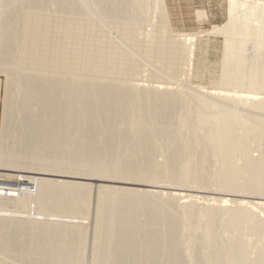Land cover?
Segmentation results:
<instances>
[{
  "label": "bare ground",
  "instance_id": "obj_1",
  "mask_svg": "<svg viewBox=\"0 0 264 264\" xmlns=\"http://www.w3.org/2000/svg\"><path fill=\"white\" fill-rule=\"evenodd\" d=\"M10 1L3 0L0 5V10L3 8V11H0V17L6 22L4 26L10 25L13 19H18L20 24L18 31L22 32L26 27L30 29L29 25L20 22L19 16L15 15L27 13L28 9L18 7L23 0H14L9 3ZM82 1L64 0L67 3L64 6V14L74 16ZM96 1L100 6V13H103L106 6L114 0ZM156 1L165 11L163 1ZM8 3L11 4L10 7ZM37 3L38 0H35L32 7H35ZM227 4L226 21L221 25L214 26L208 33L222 38L218 69L222 75L234 72L230 73L231 77H228L227 80V84L232 85L229 88L213 86L204 90L202 87H194L193 91L187 93L188 95L177 97L174 95L173 98H170L171 100L159 102L158 100H149V97L143 100L137 99L135 90L128 91V97L123 99L122 95L106 93V88L112 91L114 85L109 84L106 87L104 83H100L93 85V88L89 85H82L83 80L79 79L68 86L70 87L69 91L54 107L51 106L50 98L56 90L67 86L48 83L47 93L42 94L40 90H37L20 99L18 104H15L17 101H13L9 102V106L4 105L0 129V184L9 185L10 188L2 186L0 188V212H5L7 208L19 210L18 207L23 205L22 200L31 196L30 200L41 208L42 214L51 216L54 214L50 206L61 207L60 195L69 194L67 196L68 207L69 205L74 207L86 199L87 210L75 212L77 215H86L89 211L88 200L93 185L87 183L90 179L86 176H69L73 173L57 170L62 165L63 158H67L69 161L71 158H75V162L69 165V168L75 172L81 164L94 159L81 158L92 152L97 159V170H95L97 175L108 177L117 174L124 179L123 182L118 183L119 186L96 184L97 188L103 191L100 198L110 196L114 199L115 205H120L121 208L120 217L116 221V230L112 228L113 231L110 234H107L106 229L101 231L104 233L102 239L107 246L119 235V230L129 226L125 215L136 205L138 213L136 221L139 219L137 224L142 225L144 229L136 232L133 228L134 239L126 244L133 249H140L143 257L148 258L146 264L154 262L157 264H160L159 262L163 264H191V259H196L197 254L203 255L208 249L212 251L211 264H264L263 247L246 246L240 235L244 230L243 236L250 240L251 237L264 230V226L259 224V216L264 213V150L257 157L252 154L247 156L250 144L260 142L261 144H257L258 149L261 148L260 146L264 147V0H228ZM127 5L126 0H122L118 5L119 11L122 12ZM142 6L143 2H138L132 9L138 11ZM199 14L200 17H204L203 12ZM39 28L44 29L45 26L40 24ZM7 33L5 35L9 36ZM23 33L24 36L30 34L25 31ZM42 34L44 33L39 32V35ZM11 37H14V34ZM195 40L196 36L192 34L182 40L181 46L177 41H170L168 47L160 48L155 52L160 56L167 53L182 54L184 51L193 55ZM248 40L252 41L254 46L251 56L244 55L245 51L243 50ZM40 41L42 43L38 45H44L46 42L44 39ZM73 43L75 42L72 41L71 44ZM153 47H157V43H153ZM94 51V48L86 49L87 54H92ZM112 64L113 62L110 60L107 66ZM30 73L22 71L15 73L18 76L8 78L5 89L8 90L11 86L13 92H16V89L18 90L22 84L18 79ZM222 80L225 81L224 78ZM242 83H247V90L237 89ZM118 86L121 90L125 88L123 84ZM159 89V87H155L153 90L155 94L159 93ZM98 94L104 95L101 99H97L96 95ZM7 98L5 93L6 103ZM114 98H122L125 102L122 103ZM152 102L161 103L164 106L167 103L181 104L183 111L174 110L170 118L165 117L164 110L159 111L156 114L158 124L155 127L153 124L155 117L146 115L149 111L145 109ZM61 106L67 111L62 112L58 117L57 112ZM190 107L196 109L192 119L187 116ZM118 109H122V112H119ZM112 110L115 112L111 113ZM53 112L54 115H51ZM102 117L105 118L104 123L100 122ZM34 121H43L44 123L34 124ZM167 126H170L171 129L165 132L164 144H161L163 159L160 165L152 166L150 161L142 158L133 161L129 156L112 165L103 161L102 157L116 147L119 146L120 153H124L147 140L152 131L161 130L162 132ZM189 126L193 127L190 129ZM187 130H190L194 135L191 144L187 143L186 138L183 137ZM126 131H130L132 135L126 137ZM14 132L24 139L25 151L22 148V152H20L22 159L16 155H10L11 149L9 152L7 148V135ZM76 132V136L94 137L95 144L89 145L86 140L82 139L78 143L75 142V147L72 148L71 137L67 142L64 141V138ZM204 143H206L205 148L209 149L200 152L201 145ZM72 149H75V153H72ZM190 149L191 157L196 158L185 159L176 165L180 175L175 181L168 182L170 185H174V190L173 187H166L164 189L169 192L154 191L153 183H151L152 185L134 183L136 186L142 185L137 189L127 187L131 185L125 180L129 179L127 176H132L130 180L156 181V171L158 170L163 178L167 177L166 175L173 172L170 162L173 159H178L182 151L185 153ZM237 150L243 157L239 163L228 159V156L230 157L231 154L233 157ZM207 156L217 165L207 181L200 182L199 178L193 180L198 188H214L218 192L232 194L231 196L233 193H249L255 195L254 200L245 201L235 198V195L232 198H227L223 196V193H221V197L210 198L182 194L186 190L183 186L187 182L185 180L188 178V167L195 161H201L204 165L206 161H209ZM184 157H187L186 154H182V158ZM41 158H56L54 166H46L44 170L47 172L41 171L40 169L45 166L41 163L43 161ZM202 167L205 169V166ZM154 169H156L155 172L152 171ZM238 172L242 175L235 181L232 182L230 179L224 178L225 181L218 182L221 178L217 176L223 177L229 173ZM60 173L69 175L64 177ZM157 181L159 183V180ZM104 182L111 183L112 181ZM3 189H6L7 192L16 191L18 195L8 196L7 192L3 193ZM164 193L165 198L157 196ZM168 197L174 198L176 202H171ZM181 199L183 200L180 201ZM200 199L210 203L204 206L198 203ZM166 204H175L176 208H165ZM65 211L63 208L62 213L64 214ZM218 212H221V218L216 217ZM2 214L4 213H0V228L10 221L7 215ZM45 217L42 221L35 222V225L42 228L48 222L52 226L50 238H47L46 233L41 235L43 244H50L48 250L43 252L42 248L40 250L47 260L44 264L57 261L60 253L71 247H73V251L62 264H77L82 256L86 229H80L79 241L75 243L74 235L63 230L66 226L64 225L65 220L55 222L54 217ZM100 220L99 214L97 228L102 225L111 227L110 222L113 218L109 217L108 221L102 223H99ZM17 224L22 225L21 222ZM59 224L62 225L58 226ZM97 232H100V229H97ZM21 233L30 235L32 240L36 238V233L31 234L28 229H24ZM12 234L11 230L4 237L7 244L11 243ZM56 235L58 237H54ZM130 235H132L130 231L124 233V237ZM234 236L239 237L236 242L232 241ZM166 238L169 241H166ZM37 248L38 246L33 250L38 252ZM181 252H184V257ZM159 253L164 254L165 257L160 259ZM179 253L182 254V257ZM115 259H117L116 256H107L102 260L105 262L102 264H112V260ZM114 263L115 261H113ZM55 264H60V262ZM135 264L140 263L136 262ZM193 264H199V261L196 259Z\"/></svg>",
  "mask_w": 264,
  "mask_h": 264
},
{
  "label": "rangeland",
  "instance_id": "obj_2",
  "mask_svg": "<svg viewBox=\"0 0 264 264\" xmlns=\"http://www.w3.org/2000/svg\"><path fill=\"white\" fill-rule=\"evenodd\" d=\"M13 1L11 0L9 3ZM34 1L23 0L18 7L20 9H28L27 13L15 14L19 16L20 22L29 25L31 27L30 29L26 27L22 32L18 31L20 26L18 19H13L10 25L4 26L6 22L0 17V129L4 105L9 106V102L13 101H17L15 104H18L20 99L37 90H40L42 94L47 93L46 86L48 83L67 86L54 92L52 98H50L52 107L69 91L70 87L68 86L79 79L83 80L82 85L92 87L100 83H104L106 87L109 84L114 85L112 91L106 88V93L110 92L113 95H122L123 99L128 97V91L135 90L137 99L143 100L149 97V100H158L159 102L171 100L170 98H173L174 95L176 97L188 95L187 93L193 91L194 87H202L204 90H208V88L210 89L213 86L225 88L232 86L227 84V80L228 77H231L230 73L234 72L232 71L226 75H222L220 69H218L221 57L222 38L208 33L214 26L221 25L226 21L228 0H162L165 11L159 6L156 0H126L128 5L122 12L118 9V5L122 0H114L110 5L106 6L103 13H100V6L96 0H83L74 16L64 14V6L67 4L64 0H38L37 5L32 7ZM2 2L3 0H0V5ZM138 2H143V6L140 7V10L134 11L132 8ZM0 11H3V8ZM200 12L204 13V17L199 16ZM40 24H43L45 28H39ZM24 31L30 34L24 36ZM39 32L44 34L39 35ZM5 33L9 36H6ZM12 34H14V37H11ZM192 34L196 36L193 55L184 51L182 54L167 53L160 56L155 52L160 48L168 47L170 41H177L180 43L179 46H181L182 40ZM42 39L46 40L45 44L38 45L42 43L40 41ZM67 41L69 43H66ZM72 41L75 43L71 44ZM153 43H157V47H153ZM87 48H94L95 51L92 54H87ZM243 50L245 51L244 55L251 56V52H254L252 41L248 40ZM72 59L73 61H71ZM110 60L113 64L107 66ZM9 69L11 71H8ZM19 71L31 73L25 74L24 77L18 79L22 84L18 90L16 89V92H13L11 86L6 90V80L8 78L11 79L12 76H18L15 73ZM119 84L124 85V90H121L118 86ZM240 85L237 88L238 90H247V83ZM155 87L160 88L159 93L155 94L153 91ZM5 93L8 96L7 103L4 100ZM103 95L98 94L96 98L101 99ZM122 98L114 99L123 103L125 100ZM145 109L149 111L146 115H153L155 117L153 124L156 127L158 124L156 114L159 111L164 110L165 117L170 118L174 110L178 112L183 111V106L181 104L171 105L169 103L164 106L161 103L152 102ZM66 111L67 109L61 106L57 112V116L59 117L62 112ZM118 111L122 112V109H118ZM195 111V108L190 107L187 116L192 119ZM114 112V110L111 111V113ZM51 115H54V112ZM104 121L105 118L102 117L100 122L104 123ZM33 123L42 124L44 122L34 121ZM192 127L189 126L188 128L191 129ZM170 129L171 127L167 126L162 132L161 130H154L150 133L149 138L142 141L140 145H135L131 150L124 153H120L118 146L104 155L102 159L104 162L112 165L129 156L133 161H138L142 158L143 160L150 161L152 166L160 165L163 159L161 144H164L165 132ZM76 135L77 132L69 134L64 138V141L67 142L68 138L71 137L72 148L75 147V142L78 143L82 139L86 140L89 145H94L96 142L94 137L89 136L86 138L83 135ZM131 135L132 133L130 131H126V137ZM193 136L190 130H187L183 134V137L186 138L189 144L193 143ZM257 144L261 143L258 142ZM257 144L252 143L249 145L247 156L252 154L254 157H257L264 150L262 146L258 149ZM205 145L206 143L201 145L200 152L209 149L205 148ZM7 148L9 152L11 149L10 155H16L22 159L20 152H22V148L25 151L24 139L19 137L15 132L12 134L9 133L7 135ZM255 149L258 150L256 151ZM72 153H75V149H72ZM182 154H186L187 157L182 158ZM238 154L239 150L233 154V157L230 154L228 159L239 163L243 157ZM81 158L94 159L88 163L81 164L74 172L69 168V165L75 162V158H71L70 161L67 158H63V163L58 167L57 171L73 173L72 175L60 173L64 177H68L66 175L73 177L86 176L90 179L87 183H92L93 185L91 186V195L88 200V213L84 216L82 214H75V212L87 210L86 199L74 207L69 205L71 207L69 208L67 205V203L69 204L67 198L69 194L60 195L61 207L50 206L54 214L51 215L54 217V221L65 220L64 225L66 226L63 230L66 233H72L74 235L73 239L75 243L79 241L80 229L85 228L87 231L84 238L82 256L77 264H102L104 262L102 260L110 255L117 257V259L112 260V264L113 261H115L114 264H135L136 262L146 264L148 258L145 259L143 257L144 255L140 253V249H133L130 245L126 244L134 239L133 228L136 232L144 229L142 225L137 224L139 219L136 221L138 216L136 205L125 215L126 222L129 226L122 230H117L119 235L112 240L109 246L102 239L104 233L101 231L106 229L107 234H110L113 229L116 230V221L120 217L121 208L120 205H115L114 199L109 195H106L109 197L100 198L99 196L103 191L98 189L96 184L119 186L118 183L123 182L122 180L124 179L120 178L117 174L108 177L97 175L95 172L97 170V159L93 156L92 152L83 155ZM191 158H196L191 157V149L185 153L182 151L178 159H173L170 162L173 172L166 175L167 177L163 178L159 171L154 169L152 171H156V181L130 180L132 176H127L129 179L125 180L131 183L127 187L137 189L139 188L138 186L142 187L140 184L146 185L149 183L148 185H152L151 183H153L155 186L154 191L161 190L165 193L169 192V190L164 188L173 187L174 185L172 186L168 182L175 181L180 175L178 174L176 165H179L185 159L188 160ZM206 158L209 161H206L204 165H202L201 161H195L194 164L188 167V178L185 180L187 182L183 186L186 190L182 194L210 198L221 197V193H223V196L227 198H232L235 195V198H241L245 201L254 200L253 197L255 195L249 193H233V196H231L232 194L218 192L214 188H198L193 180L199 178L200 182L207 181L210 173L214 171L217 165L213 161H210L209 156ZM41 159L43 160L41 163L45 166L40 170L45 172H47L44 170L46 166H54L56 160V158ZM202 166H205V169ZM105 167L109 168L107 166ZM7 173L12 174L10 171H7ZM241 175L238 172L217 177L221 178L218 182L225 181L224 178H228L233 182ZM44 177L51 178L49 176ZM157 180H159V183ZM104 181L112 182L106 183ZM134 183L140 184L136 186ZM1 186L10 188L8 187L9 185L0 184V188ZM2 191L3 193L7 192L6 189ZM165 193L157 196L159 198H165ZM7 195L15 196L18 193L16 191H8ZM30 197L24 198V200L20 198L23 205L18 207L19 210L7 208L5 212H0L4 213L2 215H7V218L10 219L8 223L0 228V264H44L47 261L42 252L48 250L50 244H43V237L41 235L46 233L47 238H50L52 226L48 222L42 228L39 225H35V222L42 221L46 218L45 216L47 218L51 216L42 214L41 208L34 204L30 200ZM168 198H170L171 202H176L174 198ZM198 203L206 206L205 204L210 202L200 199ZM169 207L176 208L175 204L165 205V208ZM63 208L66 210L64 214L62 213ZM99 214L101 216L99 223L108 221L109 217L113 218L110 222L111 227L109 225H102L97 228ZM217 216L221 218V212H218ZM18 222H21L22 225H18ZM259 224L264 226V213L259 216ZM61 225L59 224L58 226ZM24 229H28L31 234L36 233V238L32 240L30 235H23L21 232ZM97 229H100V232H97ZM11 230L13 231L11 243L7 244L4 241V237ZM128 231L132 232V235L124 237V233ZM218 231L220 232V229ZM243 231L240 235L243 237L246 246L263 247L264 249V230L258 235L251 237L250 240H247L243 236ZM54 237H58V235ZM238 239L239 237L234 236L232 241L236 242ZM165 240L169 241L167 238ZM37 246L38 252L33 250ZM41 248L42 252L40 251ZM72 251L73 247L68 248L60 253L57 261H50L48 264H55L56 262L62 264L63 261L67 260ZM181 253H183L184 257V252ZM159 254L160 259L165 257L164 254ZM211 254L212 251L208 249L203 255L197 254L195 258L199 261V264H211ZM56 258L53 259L55 260ZM196 259H191V264ZM159 263L163 264L161 262ZM153 264L157 263L154 262Z\"/></svg>",
  "mask_w": 264,
  "mask_h": 264
}]
</instances>
